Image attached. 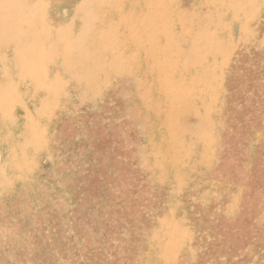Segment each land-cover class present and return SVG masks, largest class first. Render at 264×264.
I'll use <instances>...</instances> for the list:
<instances>
[{"label": "rangeland", "instance_id": "obj_1", "mask_svg": "<svg viewBox=\"0 0 264 264\" xmlns=\"http://www.w3.org/2000/svg\"><path fill=\"white\" fill-rule=\"evenodd\" d=\"M0 264H264V0H0Z\"/></svg>", "mask_w": 264, "mask_h": 264}]
</instances>
